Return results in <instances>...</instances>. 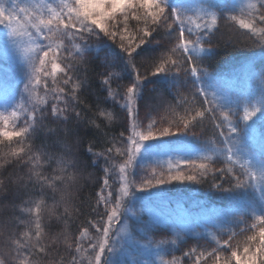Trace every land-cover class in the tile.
Instances as JSON below:
<instances>
[{"label": "snow or ice", "instance_id": "6c2138e0", "mask_svg": "<svg viewBox=\"0 0 264 264\" xmlns=\"http://www.w3.org/2000/svg\"><path fill=\"white\" fill-rule=\"evenodd\" d=\"M221 22L264 49V0L223 8L208 0H0V27L23 61V87L0 111V264H185L181 257L190 264H264V155L257 159L242 143L262 108L244 105L241 115L240 103H220L218 93L203 86L215 87L202 64L214 54ZM125 71L133 75L127 85L120 83ZM158 76L183 81L195 107L180 115L176 108L187 98L176 105L163 92L145 99L144 82ZM94 80L99 88L92 108L82 95ZM142 107L146 118L166 108L178 132L164 128L157 136L155 120L143 128ZM205 120L216 139L191 155H175L166 170L158 162L147 172L154 157L143 158L145 142L187 135ZM82 128L106 147L95 151L97 142L82 150ZM116 128L123 130L110 135ZM260 147L264 153V136ZM214 156L223 157L221 167ZM100 159L103 176L93 179L88 169ZM209 174L212 190L242 194L216 214L214 246L185 250L183 229L172 217L163 218L172 238L153 240L143 221L153 209L137 194L154 190L160 197L162 186L205 183ZM89 179L98 185L91 211L99 219L77 225L76 193ZM169 246L181 257L164 259Z\"/></svg>", "mask_w": 264, "mask_h": 264}, {"label": "rangeland", "instance_id": "374dc122", "mask_svg": "<svg viewBox=\"0 0 264 264\" xmlns=\"http://www.w3.org/2000/svg\"><path fill=\"white\" fill-rule=\"evenodd\" d=\"M208 2L218 8H223L230 3L239 4L240 0H208ZM172 3H178V0H172ZM205 47H207V45ZM22 68L23 61L21 53L15 45L11 43V40H9L6 35L5 29L0 27V111L4 108V101L8 100L10 102L17 88L23 87L20 83ZM245 72L244 76L242 75L245 78L237 79L238 81L235 80L237 82L228 79L227 76L212 74L215 80V87H210V82L208 81H204L203 86L209 87L208 90L210 94L216 91L220 103H240L241 115L244 105L251 107L252 104L257 103L261 106L262 111L257 113V116L250 122L253 130L242 140L247 150L254 153L255 157L259 159L264 155L260 147V137L264 136V98H262L261 93L262 89H264V81H262L261 78L264 72L260 74V72L258 71V73L255 69H251V71L245 70ZM158 77H160L161 80L167 81V77L165 76ZM180 83L183 84V81H180ZM17 99H19L18 96ZM11 110L12 109L9 108L8 112H11ZM140 118L143 128H146L150 121H156V127L153 131L157 136H159V133L164 128H169L172 133L178 132L177 123H173L160 109L151 110L147 113L146 118V109L142 107ZM21 123L23 122L21 121ZM180 127H182V124H180ZM196 134L197 133L192 129L187 135L177 134L176 136L161 137L157 140L145 142L143 158L145 160H150L154 157L153 162L146 165L147 172H151L152 168L156 166L158 162H164L163 168L166 170L167 161L176 158L175 155H191L198 148L213 140L210 139L204 142L197 138ZM216 147L219 148L220 145H216ZM213 159L218 161L215 165L216 167L222 166V156H214ZM157 171H160V169L157 168ZM144 174V170H140V176ZM140 176H137V179H139ZM188 183L190 182L181 184ZM169 186L170 185L162 186L160 192H162L163 195L160 197L153 194L154 190L148 193L137 194L138 199L147 200L146 203L153 209V217H149L147 214L143 217V221L151 226V238L153 240L172 238L171 228L167 223L163 222V218L172 217L177 220L180 229H183L181 234L184 236V240H198L208 242L214 246L212 236L216 234V214L229 209L234 203L233 199L239 198L242 194L236 193L229 195L219 193L220 195L217 196L224 200L221 206L215 204L209 205L202 198L205 193L198 191L199 189L193 188L195 190L188 191V195H185ZM197 196H199V198H197ZM155 217L161 218V221L156 222L154 219ZM137 227L139 228L140 225ZM169 252H173L172 249H170ZM166 253L167 251L161 253V255L164 259L169 260Z\"/></svg>", "mask_w": 264, "mask_h": 264}, {"label": "trees", "instance_id": "16d2710c", "mask_svg": "<svg viewBox=\"0 0 264 264\" xmlns=\"http://www.w3.org/2000/svg\"><path fill=\"white\" fill-rule=\"evenodd\" d=\"M243 30H235L234 27L229 24H224L221 22L219 30L216 32L212 43L215 45L214 54L210 57H207L202 66L207 67L208 71L212 74H219L223 76H227L230 80H237L243 79L245 77L244 74L246 73L245 70L255 69L257 72L259 71L260 74L264 72V49H260L259 47L251 45L246 38H244L240 33ZM12 43V42H11ZM206 46V45H205ZM146 48H155L154 45H146ZM114 52L118 55L119 50L114 49ZM245 69V70H244ZM141 72L144 73V69L141 68ZM245 72V73H244ZM258 72V73H259ZM124 79L120 81V83L127 85L129 80L133 78V75L130 72L125 71L122 73ZM243 75V76H242ZM238 81V80H237ZM235 81V82H237ZM182 83L177 79V77H167L166 80H161L160 77H150L147 81L144 82L143 88L145 93V99H151L152 94L163 92L164 94L168 95V100L173 104L176 105L178 101L185 100L187 98L186 103L181 104L180 107L176 108V112L180 115H185L187 110L193 109L195 107L191 93L187 90L186 87H180ZM116 85L113 84V88ZM99 88V81L94 80L88 90L83 93L82 98L85 101V104L89 107L94 108L95 102L98 98L97 90ZM100 91H103L102 89ZM82 112L86 116H91L92 113L88 111V108L85 107L84 104L78 106ZM103 107V106H102ZM162 110L163 114L165 113L173 123L176 120V117L173 113L169 112L166 108H158ZM108 110L111 111V101H109ZM123 129L116 128L115 132L111 133L110 135H117ZM193 130L197 133L196 136L202 141H208L210 139H216L212 136V124L210 120H205L202 125H197ZM82 135H83V149L89 146L90 143H99L100 147L96 148L95 151H100L102 148L106 147V145L100 141L99 137H96L95 140L93 139L92 130L88 128H82ZM35 139V138H34ZM36 144L39 146L40 140H35ZM103 167L104 161L100 159V161L95 164L92 168L88 169L89 172L94 173V177L103 176ZM93 179H89L86 184H83L81 190L76 193V203L79 205L82 212L78 214V219L76 224L79 225L81 222H86L87 220H96L99 217L96 213L91 211L92 207H95V201L93 199V194L95 191L98 190V185L93 182ZM205 183L195 184V183H188V184H181V183H173L169 187L179 192H182L185 195H188V191L195 190L193 188L199 189L198 191L204 192L205 194L202 197L207 204H215L221 206V203L224 200L219 198L217 195H220V192H216L210 188V185L215 182L212 179V176L206 178ZM190 186V187H189ZM228 187L227 184L224 185ZM191 188V189H189ZM172 189V190H173ZM197 196V198H199ZM100 211H103L101 208ZM26 218V217H25ZM47 222V221H46ZM58 230V229H57ZM3 237L0 236V243L3 241ZM183 245V248L186 250L192 246H196L197 250L199 251L201 248H209L212 245L208 242L192 240L187 241ZM171 246H169L167 250V258L169 260L172 259V256L175 255L177 257H181V251L176 250L173 252H169ZM170 254H169V253ZM166 256V255H165ZM185 264H190L186 257H181ZM59 259V257H57ZM210 264V262H208Z\"/></svg>", "mask_w": 264, "mask_h": 264}]
</instances>
